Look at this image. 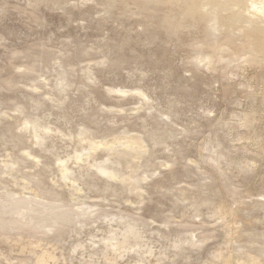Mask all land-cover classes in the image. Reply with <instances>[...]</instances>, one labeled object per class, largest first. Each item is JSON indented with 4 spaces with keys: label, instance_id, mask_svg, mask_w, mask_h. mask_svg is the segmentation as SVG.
<instances>
[{
    "label": "rangeland",
    "instance_id": "374dc122",
    "mask_svg": "<svg viewBox=\"0 0 264 264\" xmlns=\"http://www.w3.org/2000/svg\"><path fill=\"white\" fill-rule=\"evenodd\" d=\"M247 12L0 0V264H264V21ZM28 118L55 130L43 147ZM81 127L144 138L143 195L70 161L86 203L70 198L57 161L82 151ZM130 226L142 243L121 247Z\"/></svg>",
    "mask_w": 264,
    "mask_h": 264
},
{
    "label": "bare ground",
    "instance_id": "6f19581e",
    "mask_svg": "<svg viewBox=\"0 0 264 264\" xmlns=\"http://www.w3.org/2000/svg\"><path fill=\"white\" fill-rule=\"evenodd\" d=\"M225 1V0H224ZM226 1H228V0H226ZM230 1V3L232 4H235V5H238V6H240L241 8H245L248 12V14H250V13H252V15L254 16V17H258L257 19H261L262 21H264V0H260V1H258V0H229ZM112 2V1H111ZM196 3V2H195ZM213 3V2H212ZM229 4V3H228ZM228 4H226V5H228ZM213 5V4H212ZM229 6H231V5H229ZM192 7V6H191ZM218 7V6H217ZM232 7V6H231ZM215 9H216V7H214ZM243 11H244V9H243ZM241 13V12H240ZM243 13V12H242ZM245 13V12H244ZM241 15H243V14H241ZM245 16H248L246 13H245ZM251 16V15H250ZM249 16V17H250ZM242 17H239V20L241 19ZM243 19V18H242ZM253 19V18H252ZM218 20H220V19H218ZM246 20V19H245ZM260 20V21H261ZM234 21V17L232 18L231 17V22H233ZM238 21V20H237ZM248 21V20H247ZM257 22V21H256ZM247 24V23H246ZM250 24V23H249ZM253 24V23H252ZM259 24V23H258ZM264 24V23H263ZM249 26V25H248ZM257 26V25H256ZM258 27V26H257ZM213 29V28H212ZM254 29H256V28H254ZM262 45L264 44V40H262ZM98 49V48H97ZM88 50V49H87ZM100 51V50H99ZM199 54V53H198ZM197 54V55H198ZM207 58V57H206ZM211 59V58H210ZM104 61H106V60H104ZM199 61V60H198ZM211 62V61H210ZM60 64V63H59ZM208 65H210V64H208ZM57 66V65H56ZM60 66H61V64H60ZM59 66V67H60ZM29 67V66H28ZM58 67V68H59ZM63 67V66H62ZM20 68V67H19ZM27 68V67H26ZM62 69V68H61ZM22 71V70H21ZM25 71V70H24ZM58 71V70H57ZM61 71H63V70H61ZM71 71V70H70ZM63 72H65V71H63ZM84 72V71H83ZM133 72V71H132ZM65 73H68V72H65ZM135 73V72H134ZM60 74H63L62 72L61 73H59V75ZM86 74V73H85ZM58 75V77H59V79L61 80V81H59V84H61L62 85V89L63 90H65L66 89V87L69 85L70 86V83L71 82H69V84H68V77H66L67 78V82H66V79H65V77L64 78H62V77H60ZM64 75V74H63ZM62 75V76H63ZM68 75V74H67ZM67 75H64V76H67ZM88 77V76H87ZM62 78V79H61ZM7 83H9V82H7ZM11 84V83H10ZM9 84V85H10ZM8 85V84H7ZM139 90V89H138ZM142 90V89H141ZM111 91V90H110ZM137 92V91H136ZM138 94H140V95H144V94H141L140 92H138ZM146 94V93H145ZM137 95V94H136ZM138 96H136V98H137ZM151 98V97H150ZM155 98V97H154ZM153 99V98H152ZM140 100V99H139ZM147 100V99H146ZM152 103H154V102H152ZM149 104V103H148ZM171 104V103H170ZM39 105V104H38ZM143 105V104H142ZM150 105V104H149ZM106 108V107H105ZM145 108V107H144ZM149 108H150V106H149ZM153 109V108H152ZM133 110V109H132ZM153 111V110H152ZM5 112V111H4ZM8 113V112H7ZM2 115V114H1ZM4 115H5V113H4ZM9 115V114H8ZM7 116V115H6ZM160 117V116H159ZM159 117H157V118H159ZM1 118V117H0ZM35 118V117H34ZM39 118V117H38ZM38 118H37V120H38ZM161 118V117H160ZM40 119V118H39ZM16 120V119H15ZM26 120V119H25ZM28 120V121H27ZM26 121V123H25V127H27V130H29L28 129V127L30 128V126L29 125H31V127H32V130H33V136H34V138L38 141L37 143H38V145L40 146V147H43L44 145H46L45 144V142L47 141V135L48 134H50L54 129H52V127H50L49 125H47L48 124V122H46L47 124H42L43 123V121H40V122H38L37 120H33V118H32V120H29V118L27 119ZM3 121V120H2ZM5 122V121H4ZM4 122H2V123H4ZM8 122H9V120H8ZM24 122V121H23ZM45 122V121H44ZM84 128V127H83ZM26 129V128H25ZM88 130V129H87ZM89 131V130H88ZM22 132V131H21ZM54 132H55V130H54ZM53 132V133H54ZM90 133H91V131H89ZM153 132V131H152ZM16 133V132H15ZM56 133V132H55ZM31 133H29V135H30ZM71 134V133H70ZM92 134V133H91ZM117 134V133H116ZM148 134V133H147ZM72 135V134H71ZM74 135H75V133H74ZM78 135V137H79V142L81 143V145H82V151L80 150H78V149H74L75 150V152H74V154H70L69 156H68V158H64V159H61L60 157H59V159H58V163H57V165H59V170H60V173H61V179L64 181V184L65 185H67L68 187H69V189H70V198L72 199V200H78L79 202H81V203H86V200H85V198L83 199V198H81L80 197V192L81 191H83V187L81 186V181H82V179H83V176L82 175H84V174H82V175H77V173H76V171L74 172L73 171V168H71V166L69 165L72 161H73V164L75 163V164H78V165H80L81 163H84V164H87L86 166H88V167H86L87 169H89V167H90V171H94V170H92L93 168H95L96 169V171H97V173H95V174H93V175H96V174H102L101 176H103V177H107V179L108 180H113V181H117V182H121L123 185H127L128 187H129V189H130V191H131V193L132 192H135V193H137L138 195H143L146 191H145V188H144V186L142 185L143 184V182L144 181H146L147 180V178H149V177H146V176H143V175H137L138 173H136L137 172V170H138V165H137V162L140 160V159H143L142 157H144L145 156V154L147 153L146 151H147V145H148V143L146 142L145 143V141L143 140L144 138H141L140 137V135L138 136V137H136L135 136V134H129V135H125L124 137H122V138H120L119 137V139H117V140H115V141H109L110 139H108V141L106 140V138H104L105 140H99V141H96V139L95 140H93V139H91L88 135H87V131H86V128L85 129H82V127H81V130H80V132H79V134H77ZM93 135V134H92ZM30 137H32V135L30 136ZM64 137V136H63ZM69 137V136H68ZM71 137V136H70ZM75 137V136H74ZM91 137H93V136H91ZM144 137V136H143ZM150 137V136H149ZM156 137V136H155ZM159 137V136H158ZM65 138H67V137H65ZM71 138H73V135H72V137ZM33 139V138H32ZM34 139V140H35ZM68 139V138H67ZM78 139V138H77ZM76 139V140H77ZM102 139H103V136H102ZM116 139V138H115ZM155 139V138H154ZM69 140V139H68ZM73 140V139H72ZM71 140V141H72ZM158 141H159V139H157ZM70 141V140H69ZM70 141V142H71ZM147 141V140H146ZM86 142V144H84ZM165 142V141H164ZM48 143V142H47ZM72 143H74V141L72 142ZM77 143H78V141H77ZM34 144H35V142H34ZM147 144V145H146ZM37 144H36V146H38ZM14 146V145H13ZM76 146V145H75ZM49 147V146H48ZM47 147V148H48ZM51 147V146H50ZM81 147V146H80ZM47 148H44V149H46V151H48V149ZM150 148V147H149ZM43 149V150H44ZM52 149V148H51ZM81 149V148H80ZM25 150V149H24ZM27 151H24V153L28 156V157H33V153H31L30 151H28V149H26ZM31 150V149H30ZM38 150H40V149H38ZM99 150H103V151H105L104 153L106 154V159L105 160H97V158H96V153L99 151ZM240 150H241V148H240ZM32 151V150H31ZM35 152V151H34ZM23 153V154H24ZM37 153V152H36ZM8 154H9V152H8ZM14 154V153H13ZM24 154V155H25ZM38 154V153H37ZM220 154V153H219ZM36 155V154H35ZM34 155V157L36 158V160H35V158H34V160L35 161H37V160H39V159H37L39 156H40V154H38V157L37 156H35ZM5 156V158H6V155H4ZM4 156H1L2 158L4 157ZM220 155H218V153H217V156L216 157H219ZM12 157V156H11ZM148 157V156H147ZM209 157V156H208ZM216 157H214V158H216ZM1 158V159H2ZM8 158V157H7ZM6 158V164H8V163H10V165H11V162H8V160L9 159H7ZM9 158H10V156H9ZM32 158V159H33ZM103 158V157H102ZM213 158V159H214ZM13 159V158H12ZM5 160V159H4ZM149 160V159H148ZM9 161H11V158H10V160ZM71 161V162H70ZM214 161H215V159H214ZM217 162L216 163H218L219 162V159H217L216 160ZM3 162V161H2ZM16 162V161H15ZM140 162V161H139ZM4 163V162H3ZM197 163V162H196ZM199 163V162H198ZM198 163H197V165H198ZM36 164V163H35ZM38 164V163H37ZM72 164V163H71ZM72 164V165H73ZM75 164H74V166H75ZM154 164V163H153ZM161 164H162V162H161ZM127 165V166H126ZM150 165V164H149ZM171 165V164H170ZM220 166H221V164H219ZM218 165V166H219ZM17 166V165H16ZM15 166V167H16ZM43 166V165H42ZM120 166H126V167H128V168H130L131 169V172L129 173V171H128V173H122L120 170H119V168L118 167H120ZM141 166V165H140ZM215 167H216V165H214ZM218 166H217V168H218ZM4 167V166H3ZM9 167V166H8ZM15 167L13 166V164H12V166H11V168H14L15 169ZM81 167H83V166H81ZM150 167V166H149ZM152 167V166H151ZM154 167H155V165H154ZM5 168V167H4ZM127 168V169H128ZM140 168V167H139ZM6 169V168H5ZM4 169V172L5 171H9V170H13V171H16V170H14V169H6L5 170ZM75 170V169H74ZM201 170V169H200ZM3 171V170H2ZM87 171V170H86ZM10 172V171H9ZM145 172V171H144ZM158 172H159V170H158ZM201 172V171H200ZM89 174V176H90V172H88ZM146 173H148V172H146ZM11 174V173H10ZM98 174V175H99ZM144 174V173H143ZM9 175V174H8ZM87 175V176H88ZM100 176V177H101ZM94 177V176H93ZM103 177H101L102 179H103ZM105 177V178H106ZM52 179V178H51ZM94 179V178H93ZM107 179H106V181H107ZM59 180V179H58ZM84 180V179H83ZM98 180V179H97ZM26 181V180H25ZM28 182V181H27ZM53 182V181H52ZM23 183H24V181H23ZM55 183H56V181H55ZM60 183V182H59ZM92 183V182H91ZM106 183V182H105ZM29 184H31V183H29ZM61 184H62V182H61ZM63 184V185H64ZM109 184L110 185H112L111 183H110V181H109ZM63 185H60V187H62ZM64 185V186H65ZM108 186V185H107ZM107 186H106V188H107ZM27 187V186H26ZM96 187V186H95ZM109 187H111V186H109ZM2 190V189H1ZM40 191V190H39ZM119 191V190H118ZM120 192H123V191H120ZM231 192V191H230ZM38 193V192H37ZM134 193V194H135ZM232 193V192H231ZM36 194V193H35ZM235 194V193H234ZM233 194V195H234ZM37 196V195H36ZM130 197V196H129ZM200 197V196H199ZM35 198V197H34ZM207 199V198H206ZM210 199V198H209ZM181 200V199H180ZM198 200V199H197ZM200 200V199H199ZM129 201V200H128ZM18 202H20V201H18ZM222 204V203H221ZM18 205V204H17ZM220 205V204H219ZM28 206V205H27ZM27 206H26V208H27ZM198 206V205H197ZM223 206V205H222ZM222 206H220V207H222ZM188 207V206H187ZM199 207V206H198ZM224 207V206H223ZM24 209V208H23ZM27 209H29V208H27ZM186 209V208H185ZM190 209V208H189ZM195 209V208H194ZM197 209V208H196ZM195 209V210H196ZM222 209V208H221ZM221 209H219V212H221L220 210ZM194 211V210H193ZM20 212V211H19ZM199 213V212H198ZM214 213V212H213ZM192 214H193V212H192ZM219 214H221V213H219ZM218 214V215H219ZM223 215V214H222ZM217 216V215H216ZM221 217V216H220ZM225 217V216H224ZM226 218V217H225ZM23 224V223H22ZM28 225V224H27ZM33 225V224H32ZM130 228H131V231L129 232V236L128 237H125L124 236V239H123V241H121V243H120V246L121 247H132V246H134V245H138V244H140V243H142V239H141V235H140V233H139V231L138 230H136V229H134L132 226H130Z\"/></svg>",
    "mask_w": 264,
    "mask_h": 264
}]
</instances>
